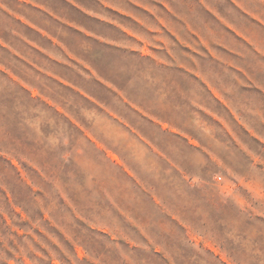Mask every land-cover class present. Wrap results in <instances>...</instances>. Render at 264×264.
<instances>
[{"label": "clouds", "instance_id": "obj_1", "mask_svg": "<svg viewBox=\"0 0 264 264\" xmlns=\"http://www.w3.org/2000/svg\"><path fill=\"white\" fill-rule=\"evenodd\" d=\"M0 157V264H264V0H0Z\"/></svg>", "mask_w": 264, "mask_h": 264}, {"label": "rangeland", "instance_id": "obj_2", "mask_svg": "<svg viewBox=\"0 0 264 264\" xmlns=\"http://www.w3.org/2000/svg\"><path fill=\"white\" fill-rule=\"evenodd\" d=\"M73 6H75V5H73ZM110 11H116L115 9H109ZM142 10H145V11H147V9H142ZM118 15H124V13H117ZM129 18H131V17H129ZM102 22H106V21H102ZM161 23V26L162 27H164V24H163V21H161L160 22ZM70 26V25H69ZM115 26V25H114ZM74 31H79V29L78 28H74L73 29ZM121 30H124L123 28H121ZM82 35H88L87 33H81ZM234 34L237 36V38L238 39H245L246 40V38L244 37V36H242L240 33H238V32H234ZM89 38H91V37H89ZM53 44H56L57 42L55 41V40H52L51 41ZM246 42H248L247 40H246ZM201 45H202V47L206 50V51H208V52H211V50L208 48V45L203 41V40H201ZM182 46H185V47H187L188 48V51H193L192 50V48H191V46H186V45H182ZM142 54H149L148 53V51H147V49H145V50H143V53ZM214 55V54H213ZM192 75H195L198 79L200 78L199 77V73H191ZM208 87H209V90L212 92V94L218 99V100H220V102L221 103H223V101H222V99L219 97V95L215 92V90L214 89H212L211 88V86L210 85H207ZM210 119H213L214 117H209ZM172 132H173V134L175 135V134H177L176 133V130L175 129H173L172 130ZM182 139H186L185 137H181ZM189 144H190V146H192V144H191V141H189ZM108 155L109 156H111L112 157V159L113 160H115L117 163H119V160H118V158L117 157H115L114 155H112V153H108ZM0 159H3L2 157H0ZM9 163H15V162H9ZM226 188H229V190H230V186H228V185H226ZM42 215H43V213H42ZM81 223H83V221H81ZM96 229H93V231H95ZM58 231V230H57ZM61 235H63V233H61ZM66 242H68V243H70L69 241H67L66 240Z\"/></svg>", "mask_w": 264, "mask_h": 264}]
</instances>
